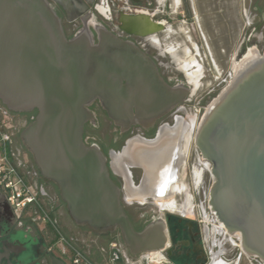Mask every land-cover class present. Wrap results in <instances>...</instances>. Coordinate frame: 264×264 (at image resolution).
Returning a JSON list of instances; mask_svg holds the SVG:
<instances>
[{"label":"water","instance_id":"95a60500","mask_svg":"<svg viewBox=\"0 0 264 264\" xmlns=\"http://www.w3.org/2000/svg\"><path fill=\"white\" fill-rule=\"evenodd\" d=\"M81 6L80 13L86 8ZM81 19L82 26L67 37L50 0H0V103L8 111H36L20 132L22 143L41 176L58 188L76 225L100 236L118 232L134 256L157 252L167 242L165 220L159 216L134 228L106 155L84 142L83 128L95 120L89 109L95 99L125 129L133 122L152 123L171 101L182 103L188 86L167 85L141 49L91 13ZM150 105L160 110H147ZM164 137L160 131L151 138L135 136L142 149H130L129 139L118 153L134 155L125 169L130 180V167L142 170L140 190L148 188L146 172L154 166L157 182L153 193H142L144 201L166 196L180 178L182 131L166 136L174 142L159 159ZM193 144L210 165V210L229 233H239L241 250L264 264V50L214 98Z\"/></svg>","mask_w":264,"mask_h":264},{"label":"flooded vegetation","instance_id":"af4514ba","mask_svg":"<svg viewBox=\"0 0 264 264\" xmlns=\"http://www.w3.org/2000/svg\"><path fill=\"white\" fill-rule=\"evenodd\" d=\"M50 1L62 19L67 37H71L82 26L81 16L89 12L95 21L141 49L153 63L156 75L167 85L188 86L182 103L171 101L167 110L158 115L152 123L133 122L125 129L108 116L99 99H95L89 106L95 120L85 122L83 140L88 145L97 144L106 155L110 176L121 189V200L125 210L134 228L141 230L157 220V213L154 210L159 209L157 202L151 199L145 202L129 201L125 198V180L121 173L113 169L111 154L119 153L127 141L135 136L151 138L161 128L174 127L179 118L189 123L183 139L184 146L190 139V133L193 137L197 125L192 126L191 121H186L185 117L193 109L195 90L192 91L181 64L192 56L201 64V79L210 76L214 80L222 81L228 77L231 69L229 1ZM81 3L86 6L82 13ZM173 5L175 8L171 9ZM210 16H214V19L211 17L213 24L210 23ZM89 27L97 42L94 28L92 25ZM258 31L257 27L250 30V36L253 38L250 39L249 36L248 43L251 45L246 47L247 42L243 39L237 45L232 60H240L245 50L252 49L251 47L256 48L258 52L264 50V43H261V37L257 35ZM170 47L176 51L174 55L166 51ZM165 54L168 55L167 58ZM205 64L209 66L207 69L204 67ZM230 74L232 75V71ZM155 99L154 97L151 100ZM161 101L165 102V98L163 97ZM132 109L136 111L135 107ZM147 110L159 111L160 107L150 105ZM35 113V110L8 111L10 128L5 131L6 147L20 173L38 192V206L30 205L20 214H15L8 202L7 192L0 186V264H76L73 258L77 254L84 264H108L112 256H115L111 244L122 242L116 238L117 232L100 236L93 234L88 228L76 225L68 213L66 204L60 198L58 188L41 176L31 154L22 143L20 132L33 119ZM194 156H197L199 161L202 159L198 151ZM208 169L204 166L201 168L200 177L194 178V169L191 167L189 181L182 183V189L177 191L182 197H174L176 203L181 205L185 196L189 195L190 208H186L184 212L181 208L159 209L166 224L165 248L157 252L143 253H160L152 258L156 264H211L214 258L220 259L224 264H245V259L248 264H259L257 259L241 250L239 238L232 236L231 241L229 234L224 232L220 234L212 227L206 200L212 182L210 173L208 178L205 176V172H210ZM129 170L132 184L137 185L142 170L137 167H130ZM44 215L47 217L46 220H43ZM126 250L131 258L143 255L134 256L127 248ZM100 254L102 259L99 257Z\"/></svg>","mask_w":264,"mask_h":264},{"label":"built area","instance_id":"2783aa9c","mask_svg":"<svg viewBox=\"0 0 264 264\" xmlns=\"http://www.w3.org/2000/svg\"><path fill=\"white\" fill-rule=\"evenodd\" d=\"M231 79V74L226 79L217 82L216 86L210 91L206 92V97L203 96L197 103L193 104V111L195 120V125H198L203 115L205 114L207 108L214 100V98L226 87L229 80ZM213 96V97H212ZM211 98V99H210ZM210 99V100H209ZM189 113H192L189 112ZM188 117V114L186 115ZM190 120V119H189ZM10 128L8 110L0 103V186L3 190L7 192L8 202L13 208L15 214H20L22 210L29 207L30 205L38 206V192L33 188V186L28 182L24 176L18 170L14 160L9 155L6 142H5V131ZM197 151V150H196ZM199 153V152H198ZM213 180V177H212ZM208 204V194L206 197ZM209 219L212 227L217 231H224V227H221L214 213L210 210L208 205ZM46 215L43 216V220H46ZM218 232V231H217ZM222 234V233H220ZM111 249L113 252L114 258L108 264H156V261L152 260L153 257H157L160 253L154 254H143L136 258H131L125 246L122 242L117 241L111 244ZM157 255V256H156ZM113 257V256H112ZM116 257V259H115ZM257 259L259 264H262L259 258ZM73 261L76 264H84L81 261L79 254L74 256Z\"/></svg>","mask_w":264,"mask_h":264},{"label":"bare ground","instance_id":"6f19581e","mask_svg":"<svg viewBox=\"0 0 264 264\" xmlns=\"http://www.w3.org/2000/svg\"><path fill=\"white\" fill-rule=\"evenodd\" d=\"M168 53L174 55L175 54V50L174 48L170 47V48H167L166 50ZM187 53L188 50H186ZM259 54V52L256 50V49H250V50H246V52L244 53V55L241 57L240 60L237 61V64L234 68V70L231 69L232 71V75H231V79L229 80V82L233 79L234 75L239 71V69L241 68V66L246 62L248 61L249 59L257 56ZM171 55V56H172ZM177 56V55H176ZM181 67L182 69L185 70L186 74H187V79H188V82L190 83L191 87H192V91H196L198 88H199V85H200V81H201V77H202V67H201V64L196 61V59H194L192 56H189L188 59L184 60L181 64ZM228 82V84H229ZM227 84V85H228ZM226 85V86H227ZM214 101V100H213ZM212 101V102H213ZM211 102V103H212ZM190 121L192 123V126L195 125V120H194V117L190 118ZM187 126L189 127V123L188 122H185V121H182L181 118H179L175 124L174 127H164V128H161L159 131H160V134L165 138L164 141H162L160 144V146L158 147L160 153V157L159 159H162L166 153V148H168L170 145L172 146L174 140H172V138H167L166 136L167 135H173L174 137L177 136V134L181 131H182V137L183 139L185 138L186 136V128ZM128 147L130 149H134V150H140L142 148H140L138 145H137V140H135V138H132L130 139L129 143H128ZM180 152L183 154L184 156V160H185V150L183 148V144L181 145V149H180ZM134 155H130V154H124L122 156H120V154L118 153H112L111 154V158H112V167L113 169L116 171V172H119L123 175L124 177V180H125V198L129 201L131 200H136L138 202H145L144 201V196L142 195V193H153V185H155V182H157V180H155V174H154V166H151L148 171L146 172V176H148V181H147V185H148V188L147 189H144V190H140V187L137 188V185H133L130 178H129V174H128V171L125 169L126 165H128L129 162H131L130 160L133 159ZM127 160H129V162H127ZM199 165L198 167L194 166V171H193V174H194V178L197 176L200 175L201 173V168H203L204 166L206 168H209L210 169V165L209 163L204 160V159H201L199 161ZM208 169V171H209ZM197 171V173H196ZM200 177V176H199ZM170 193L167 194L166 196H161V197H158L156 196L153 201H155V203L157 202V206L159 209H169V210H173V209H178V208H181L182 212L186 211L189 206H190V196L189 195H186L185 196V199L183 201V203L181 205H178L176 203V201L174 200V197L175 195L177 194V191H180L182 189V185L179 184V180L178 181H175L170 187ZM190 208V207H189ZM220 226L221 227H224L222 223H220ZM219 233H227L229 234V237L232 241V236H236L237 238H239V233H235V234H231L229 233L225 228H224V231L222 232L221 230H217ZM231 235V236H230ZM220 251V250H219ZM216 254V253H215ZM218 254V253H217ZM211 264H224L223 261H221L220 259H215L213 260V262Z\"/></svg>","mask_w":264,"mask_h":264},{"label":"rangeland","instance_id":"374dc122","mask_svg":"<svg viewBox=\"0 0 264 264\" xmlns=\"http://www.w3.org/2000/svg\"><path fill=\"white\" fill-rule=\"evenodd\" d=\"M230 2H231V4H234L233 11H232V7L230 9L231 13H233V15L231 16V24L234 25V27H233V30L229 32V51H230V58H229L230 64L229 65L231 66L230 68L232 70H234L238 60H232V57H233V53H234L237 45L243 39H245V42H247L246 47H249L251 45V43H248V37L251 34V32H250L251 27H249V25H248L249 23L245 24L244 29L242 28L243 22L245 23V21H247V22L251 21V16L249 15V9L247 8V11H246L247 17H244V15L242 14V11L240 9H238L237 0L230 1ZM174 8H175V6L173 5L171 7V9H174ZM237 25H240V26H237ZM257 35L261 37V43H264V31H262L261 34L258 32ZM252 38H253V36H250V39H252ZM252 49H254V48H252ZM248 50H250V49H248ZM192 51L194 52V50H192ZM165 56H166V58L168 57L167 54H165ZM204 67H205V69H207L209 66L205 64ZM231 69L230 70L228 69L230 73H231ZM217 82H219V80H214L210 76H205L203 79H201L199 88L194 92V96H193V100H192L193 104L194 103L196 104L202 96H203V98H205L206 92L210 91L213 88V86H216ZM197 107H198V103H197ZM193 115H194V111L192 109V113H188V117H185L186 118L185 120L188 121L190 118H192ZM189 135H190V139L185 144V146H184L185 140H182V144H183V148L185 150L186 156H185V160H184V162L181 166V169H180V178H179V184L180 185L182 183H186L189 181V179H190L189 170L191 169V167L194 168V166H196V167L200 166L198 157L194 156V153L195 152L197 153V151H195V146L193 144L192 133H190ZM187 156L189 157L188 159H187ZM209 173L210 172H205V176L207 178L209 177ZM175 196L178 198L182 197V195L179 193L176 194ZM154 210H156V213H157L156 216L157 217L161 216V214H160L161 210H159L157 208H155ZM245 264H248L246 259H245Z\"/></svg>","mask_w":264,"mask_h":264},{"label":"crops","instance_id":"0c3cea01","mask_svg":"<svg viewBox=\"0 0 264 264\" xmlns=\"http://www.w3.org/2000/svg\"><path fill=\"white\" fill-rule=\"evenodd\" d=\"M229 1V32L233 30L234 25L231 24V16L233 15V13H231V7H232V11H233V7L234 4H231L230 1H234V0H228ZM238 2V9H240L242 11V14L244 15V17H247L246 11L247 8L249 9V15L251 16V21L247 22L245 21V23L243 22L242 24V28H245V24H248L249 27H251V29L253 27H257L258 28V32L262 33V31H264V0H237ZM214 19V16H210V23H212L211 19ZM240 26V25H237ZM254 48V47H251ZM256 49V48H255ZM102 259V256L100 254L99 256ZM114 258V257H112ZM116 259V257H115Z\"/></svg>","mask_w":264,"mask_h":264},{"label":"trees","instance_id":"16d2710c","mask_svg":"<svg viewBox=\"0 0 264 264\" xmlns=\"http://www.w3.org/2000/svg\"><path fill=\"white\" fill-rule=\"evenodd\" d=\"M116 236H117L116 238L120 239L118 232H117Z\"/></svg>","mask_w":264,"mask_h":264}]
</instances>
